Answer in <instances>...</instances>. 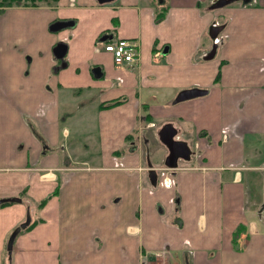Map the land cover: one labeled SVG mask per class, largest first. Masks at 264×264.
Segmentation results:
<instances>
[{
    "label": "crops",
    "instance_id": "obj_1",
    "mask_svg": "<svg viewBox=\"0 0 264 264\" xmlns=\"http://www.w3.org/2000/svg\"><path fill=\"white\" fill-rule=\"evenodd\" d=\"M213 1L0 11V200L20 199L0 204V264H264V0ZM117 38L138 39L132 67L104 51ZM167 123L192 152L172 183L153 158Z\"/></svg>",
    "mask_w": 264,
    "mask_h": 264
},
{
    "label": "water",
    "instance_id": "obj_2",
    "mask_svg": "<svg viewBox=\"0 0 264 264\" xmlns=\"http://www.w3.org/2000/svg\"><path fill=\"white\" fill-rule=\"evenodd\" d=\"M98 1L102 3L108 0H103V1L98 0ZM233 1L235 0H214L211 5V8L217 9ZM69 24H70L69 21H57L53 23V25L51 26V30L53 31L58 30L62 27L68 26ZM222 29H223V26H215V25L211 26L209 28V35L211 39L215 41V39L218 36V33ZM216 47H217V44L214 42L213 51L212 53L210 52L209 55L206 56V58L213 57ZM53 50H54L55 56L59 59H62L66 52V45L57 44ZM204 93H205V90L198 89V88L184 90L176 97V101H182L185 99L198 97V96L203 95ZM176 133H177V130L173 127L172 124H169V123L163 125L158 132V136H159L161 143L165 145L168 151V154L165 159V166L169 168L177 167V161L179 159L189 160L191 153H192L190 147L185 141L175 139ZM148 176H149V179L152 185H155L156 180H157V172L154 168L149 169ZM11 201L19 202L20 199H16V198L3 199V200H0V204L4 202H11ZM30 223H31V217L29 214H27L25 221L12 231V233L9 236L8 242H7V250L9 253L12 251L13 241L16 235L19 233L20 230L28 227Z\"/></svg>",
    "mask_w": 264,
    "mask_h": 264
},
{
    "label": "built area",
    "instance_id": "obj_3",
    "mask_svg": "<svg viewBox=\"0 0 264 264\" xmlns=\"http://www.w3.org/2000/svg\"><path fill=\"white\" fill-rule=\"evenodd\" d=\"M217 43V39H215ZM104 51L109 52L113 56L114 63L118 66H129L135 65L139 60L140 56V43L137 38H117L115 40L106 41L104 43ZM226 133L223 134L222 139H226ZM166 167V166H165ZM184 168H163L162 172L165 170L168 171L166 174L170 179L171 183L173 182L172 177L177 170ZM164 175V173H162ZM158 264H168L172 258V253L169 248H163L156 255Z\"/></svg>",
    "mask_w": 264,
    "mask_h": 264
},
{
    "label": "trees",
    "instance_id": "obj_4",
    "mask_svg": "<svg viewBox=\"0 0 264 264\" xmlns=\"http://www.w3.org/2000/svg\"><path fill=\"white\" fill-rule=\"evenodd\" d=\"M51 1H57V0H0V11H3L7 7H11V6H19V5L36 6V5L43 4V3L46 4ZM166 11H167V7L165 5H162L160 8H156L154 12L155 22L161 21L164 18ZM4 204L6 203H2L1 205H4ZM43 204H44V201L40 202L38 204V207L39 208L42 207ZM40 220L37 219V220L32 221L30 225L28 226V228L35 225ZM238 231L239 230L237 229L234 234L237 235Z\"/></svg>",
    "mask_w": 264,
    "mask_h": 264
},
{
    "label": "rangeland",
    "instance_id": "obj_5",
    "mask_svg": "<svg viewBox=\"0 0 264 264\" xmlns=\"http://www.w3.org/2000/svg\"><path fill=\"white\" fill-rule=\"evenodd\" d=\"M72 4H74V0H71ZM157 143L156 146L154 147L155 149H153V153H154V160H158V161H161V160H165L166 157L163 158V156L161 155V153L164 151V148L165 146L159 142V140L157 139ZM192 146V145H191ZM193 147V146H192ZM166 149V148H165ZM152 153V152H151ZM150 153V154H151ZM262 195V194H260ZM171 260V259H170ZM169 264V263H168Z\"/></svg>",
    "mask_w": 264,
    "mask_h": 264
}]
</instances>
